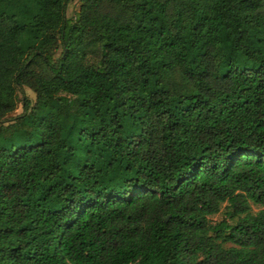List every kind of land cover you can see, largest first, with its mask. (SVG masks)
Masks as SVG:
<instances>
[{"label":"trees","instance_id":"1","mask_svg":"<svg viewBox=\"0 0 264 264\" xmlns=\"http://www.w3.org/2000/svg\"><path fill=\"white\" fill-rule=\"evenodd\" d=\"M70 1L0 0V264H264V0Z\"/></svg>","mask_w":264,"mask_h":264},{"label":"rangeland","instance_id":"2","mask_svg":"<svg viewBox=\"0 0 264 264\" xmlns=\"http://www.w3.org/2000/svg\"><path fill=\"white\" fill-rule=\"evenodd\" d=\"M78 10H79V1L78 0H71L68 3L67 8H66V17L67 18H73L75 16V14L78 12ZM17 97H18V101H17L16 111L9 116V119L23 113L22 103H21V101L23 99H27L29 101V103L31 104V106L35 102L34 93L26 87H24L18 91ZM261 209L262 208L252 206V211L254 213L260 211ZM224 219H226V209H225L224 205L222 206V208L218 214L210 217V220L212 223H218Z\"/></svg>","mask_w":264,"mask_h":264}]
</instances>
